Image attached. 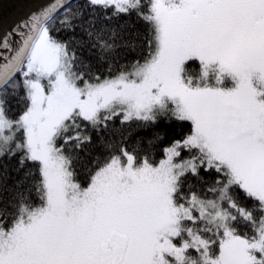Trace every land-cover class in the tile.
Here are the masks:
<instances>
[{
	"label": "snow or ice",
	"instance_id": "1",
	"mask_svg": "<svg viewBox=\"0 0 264 264\" xmlns=\"http://www.w3.org/2000/svg\"><path fill=\"white\" fill-rule=\"evenodd\" d=\"M0 264H264V0H44L0 32Z\"/></svg>",
	"mask_w": 264,
	"mask_h": 264
},
{
	"label": "water",
	"instance_id": "2",
	"mask_svg": "<svg viewBox=\"0 0 264 264\" xmlns=\"http://www.w3.org/2000/svg\"><path fill=\"white\" fill-rule=\"evenodd\" d=\"M44 0H0V32L23 18L29 9Z\"/></svg>",
	"mask_w": 264,
	"mask_h": 264
},
{
	"label": "trees",
	"instance_id": "3",
	"mask_svg": "<svg viewBox=\"0 0 264 264\" xmlns=\"http://www.w3.org/2000/svg\"><path fill=\"white\" fill-rule=\"evenodd\" d=\"M140 25L137 24V27H139ZM129 39H131V37H129ZM10 104L13 108H16L17 105L14 103V101H10ZM117 124H119V121H117ZM161 128L165 127V125H163V123L160 125ZM168 131H169V134H171V131H172V128L169 126L168 127ZM151 133V130H133L132 133H131V136L129 138V146L135 144V141H136V138L137 137H148ZM95 141H96V137H95V134H93V146L91 147V151L93 152H96V151H99V147L96 146L95 144ZM144 143L146 144V139L144 141Z\"/></svg>",
	"mask_w": 264,
	"mask_h": 264
}]
</instances>
